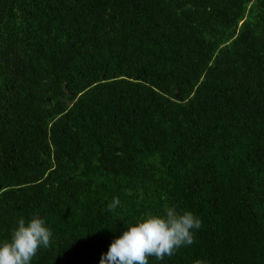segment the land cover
I'll return each mask as SVG.
<instances>
[{
	"label": "trees",
	"instance_id": "16d2710c",
	"mask_svg": "<svg viewBox=\"0 0 264 264\" xmlns=\"http://www.w3.org/2000/svg\"><path fill=\"white\" fill-rule=\"evenodd\" d=\"M166 207L202 227L149 264H264V0H0V244L100 264Z\"/></svg>",
	"mask_w": 264,
	"mask_h": 264
},
{
	"label": "clouds",
	"instance_id": "9594fccd",
	"mask_svg": "<svg viewBox=\"0 0 264 264\" xmlns=\"http://www.w3.org/2000/svg\"><path fill=\"white\" fill-rule=\"evenodd\" d=\"M120 205L114 197L108 205L115 210ZM202 227L201 219L191 211L178 213L174 207H166L164 215H148L138 220L116 238L100 264H149V257L163 260L173 256L183 246L194 241L193 230ZM52 231L46 226L45 219L33 215L30 220H18L11 239L0 244V264H31L40 248L50 246ZM194 264H207L197 259Z\"/></svg>",
	"mask_w": 264,
	"mask_h": 264
}]
</instances>
